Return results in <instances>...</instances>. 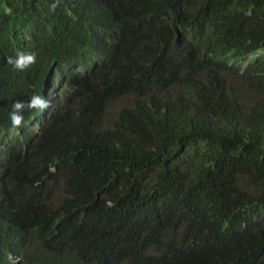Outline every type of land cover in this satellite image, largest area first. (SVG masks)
I'll return each instance as SVG.
<instances>
[{
  "label": "trees",
  "instance_id": "trees-1",
  "mask_svg": "<svg viewBox=\"0 0 264 264\" xmlns=\"http://www.w3.org/2000/svg\"><path fill=\"white\" fill-rule=\"evenodd\" d=\"M94 1L0 0V73L83 58ZM106 1L117 54L39 133L0 81V264H264V0Z\"/></svg>",
  "mask_w": 264,
  "mask_h": 264
},
{
  "label": "clouds",
  "instance_id": "clouds-1",
  "mask_svg": "<svg viewBox=\"0 0 264 264\" xmlns=\"http://www.w3.org/2000/svg\"><path fill=\"white\" fill-rule=\"evenodd\" d=\"M94 2L100 5L102 13L87 20L90 24L79 43L83 58L71 63L58 59L49 70L46 69L42 73L39 69L37 50L45 48V39L32 35L15 45V50L13 49L7 57L8 67L0 73V81L10 78V81H17L15 83H18L22 90L21 97L15 100L10 117L14 127H20L22 121H26L35 128V133H39L52 118L57 102L65 92L66 84L74 77L93 73L117 54L122 33L116 24L114 11L106 0ZM79 11L80 7L71 10L68 20L75 18L78 21L77 16L82 18ZM98 18L101 19L97 20ZM3 28L4 25L0 27V36ZM79 30L80 25L75 32ZM20 112H28L27 115L30 116L23 120ZM0 132L6 136L5 129H0Z\"/></svg>",
  "mask_w": 264,
  "mask_h": 264
},
{
  "label": "rangeland",
  "instance_id": "rangeland-1",
  "mask_svg": "<svg viewBox=\"0 0 264 264\" xmlns=\"http://www.w3.org/2000/svg\"><path fill=\"white\" fill-rule=\"evenodd\" d=\"M253 57H255V56H253ZM252 58V57H251Z\"/></svg>",
  "mask_w": 264,
  "mask_h": 264
}]
</instances>
